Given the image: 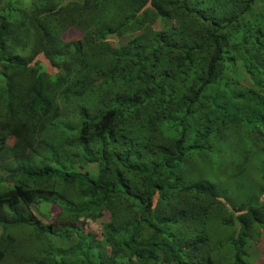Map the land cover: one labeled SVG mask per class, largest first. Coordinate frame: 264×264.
Masks as SVG:
<instances>
[{
    "label": "trees",
    "instance_id": "1",
    "mask_svg": "<svg viewBox=\"0 0 264 264\" xmlns=\"http://www.w3.org/2000/svg\"><path fill=\"white\" fill-rule=\"evenodd\" d=\"M263 195L264 0H0V264H249Z\"/></svg>",
    "mask_w": 264,
    "mask_h": 264
},
{
    "label": "rangeland",
    "instance_id": "2",
    "mask_svg": "<svg viewBox=\"0 0 264 264\" xmlns=\"http://www.w3.org/2000/svg\"><path fill=\"white\" fill-rule=\"evenodd\" d=\"M151 27L153 29H156L154 22L151 24ZM80 37V32L74 28L67 29L61 36V40L68 42V41H74L77 40ZM129 40L128 36H124L119 39L120 44H125ZM107 42L113 46L115 43H117V39L114 37H108ZM11 140L8 141V144H11ZM258 175L254 178H242V176H239V178L234 179L235 184H240L241 186L248 189V192L251 194H256L259 186L258 182ZM238 198L245 199L247 197V193L244 191L239 192L236 194ZM264 198V197H263ZM262 199V197H261ZM228 211H230L229 208H227ZM56 208L53 206L51 208H46L43 204H40L38 206V211H34L35 216L39 218V220L44 223H49V213H55ZM107 215L105 217L101 216L95 221H88L86 225L93 226L92 231L93 235L97 237L98 239H101V225L106 222ZM82 227V225H81ZM261 230V229H260ZM28 231V230H27ZM10 236L15 239L14 245L12 247V251L8 252L7 258L3 262V264H21L22 256L25 253H29L31 247H27L26 243L29 240V237L27 235L26 231H19L14 232L10 231ZM264 233L261 235V237L256 241L257 246H259L261 253L256 255L254 251L249 252V255L247 257V261L249 264H260L259 261L264 259ZM38 245V244H37Z\"/></svg>",
    "mask_w": 264,
    "mask_h": 264
},
{
    "label": "clouds",
    "instance_id": "3",
    "mask_svg": "<svg viewBox=\"0 0 264 264\" xmlns=\"http://www.w3.org/2000/svg\"><path fill=\"white\" fill-rule=\"evenodd\" d=\"M263 197H264V195L262 196V199H261V200H264V198H263Z\"/></svg>",
    "mask_w": 264,
    "mask_h": 264
}]
</instances>
